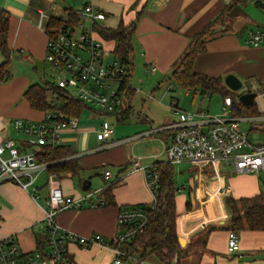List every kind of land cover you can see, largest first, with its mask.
I'll use <instances>...</instances> for the list:
<instances>
[{
    "label": "crops",
    "instance_id": "0c3cea01",
    "mask_svg": "<svg viewBox=\"0 0 264 264\" xmlns=\"http://www.w3.org/2000/svg\"><path fill=\"white\" fill-rule=\"evenodd\" d=\"M89 1L106 13L102 23L107 26H115L120 18L127 22L134 19L137 10L144 4L132 35L133 67L137 64L140 69L151 75L161 74L165 80L169 79L173 83L169 86L171 88H175L177 84L167 75L173 62L188 44L189 36L215 18L227 4L235 2L237 4L235 13L229 16L225 23L216 21L214 26L216 32L206 42V52L197 57L193 66L196 71L217 75L222 79L226 74L233 73L240 78H246L253 86L254 84L261 86V83H264V44L253 47L246 42L249 30L264 27V16L248 15L246 12L248 0H0V10L5 11L9 19L6 41L12 51L11 59L13 56L26 58L35 64L33 69L38 71L37 65L46 49V35L38 27L39 22L46 26L51 18L61 16L70 9H77ZM104 44L105 46L110 44L111 47H108L110 49L113 47L110 41H104ZM4 60L5 57L0 51V64ZM11 65L9 60L10 72ZM149 65H154L156 70L148 71ZM44 70L43 68L42 75ZM21 77L18 80L16 73L11 72L8 80L0 81V140L5 136H12L18 149L27 151L38 147L21 145V136L16 134L11 120L16 117L41 119L45 110L34 109L29 105L23 92L35 81L33 82L29 76ZM162 82L158 80L154 90L165 96L168 93L163 90ZM165 87L164 89L170 90L168 86ZM176 87L183 89L178 85ZM152 93L154 96V91ZM169 97L171 104L173 96ZM154 99L156 102L161 100L155 97ZM175 101L177 106L181 107L178 99ZM109 116L93 107L84 108L80 112L77 128L65 129L60 143L70 147L81 169L77 175L67 173L53 178L65 194L74 198L81 197L87 190H94L116 181L112 188L114 205H83L65 209L57 215V222L62 228L82 235L98 232L104 238H110L116 233L120 206L153 201L143 171L132 170L131 166L136 159L142 165L166 161L164 143L169 141L171 131L161 129V126L177 118L175 115L173 120L154 125L152 120L148 123L138 115H132L124 122L115 121L113 124L115 132L101 143L97 137V130ZM154 141L161 145L157 152L145 147V142L150 144ZM123 165H126V168L121 169ZM111 166L118 167L117 172L111 170ZM174 166L175 180L180 186V191L175 196L179 243L190 242L197 233L205 231L210 225L224 224L230 215L224 202L226 196H251L260 191L255 174L234 172L241 177L252 178L254 183H247L248 180H245L246 182L237 185L232 184L234 182L221 173L226 169L221 163L195 165L182 162ZM208 166L213 175L208 174ZM216 167L219 168L218 171L215 170ZM94 169L96 171H92ZM104 169L111 172L107 179L103 176ZM49 174L46 170L36 179V198L33 196L32 188L25 189L11 181L0 180V237L14 233L22 251L37 249L38 241L42 246L44 244L46 234L41 220L43 216L41 205H44L50 185L53 184L49 182ZM92 174L98 177L93 180ZM85 178L91 183L89 188L82 189L81 184ZM93 182L97 185L93 186ZM188 193L191 199L190 209L185 207ZM252 232L255 231L245 229L238 233L241 256L245 254L242 253L244 242ZM206 240L207 248L202 253L209 254L211 264L214 262L225 264L217 261L213 246L214 240H222L226 245L227 229L219 227L209 230ZM68 251L73 259L72 264H114L112 252L99 244L83 246L71 242L68 244ZM150 256L156 258L149 255L146 259ZM156 262H159L157 258ZM123 263L122 261L120 264Z\"/></svg>",
    "mask_w": 264,
    "mask_h": 264
},
{
    "label": "built area",
    "instance_id": "2783aa9c",
    "mask_svg": "<svg viewBox=\"0 0 264 264\" xmlns=\"http://www.w3.org/2000/svg\"><path fill=\"white\" fill-rule=\"evenodd\" d=\"M251 1L264 11V0ZM74 13L77 14L74 18L69 16L68 11L63 13L60 24H38L46 35L45 60L60 69V74L54 81L58 89L63 90L68 97L82 100L90 106L96 105L106 115L120 114L124 96L121 74L125 72V67L113 56L111 49L105 46L97 32L96 26L102 24L105 14L90 1L74 9ZM246 42L253 47L264 44V27L249 30ZM109 58L111 59L106 61ZM147 70L154 72L156 67L149 65ZM58 89L50 91L48 98L55 101ZM135 89L139 91V88ZM146 96L153 98V93L147 91ZM231 105V97L225 96L222 98L220 112L210 114L207 107L186 110L178 107L175 100L172 101L171 106L177 118L161 126V129L171 131L169 141L164 143L166 161L172 165L182 162L195 165L221 163L228 171L257 175L264 171V141H249L250 131L264 129V111L253 115H237L232 112ZM11 123L16 134L21 136V145H36L38 148L20 151L14 137L1 138L0 180L11 181L25 189L32 188L36 198L35 181L48 166L39 151L45 145H61L63 131L77 128L78 116L51 108L45 110L41 119L16 117ZM114 132L115 126L105 119L98 127L97 137L104 143ZM131 168L143 171L146 186L154 200L160 177L157 167L153 164L142 165L136 159ZM215 170L218 171L219 168L216 167ZM110 175L109 169L103 170L106 179ZM53 178L55 175L50 173L48 179L53 184L50 185L44 205H41V220L46 234L42 248L22 251L14 233L0 237V264H64L69 253L68 244L71 242L83 246L99 244L108 248L113 254L114 264H120L124 259L135 260L137 264H177V256L170 263H153L146 258H134L123 247L147 224L150 209L143 205L120 206L117 231L110 238H104L98 232L82 235L62 228L57 222L59 212L83 205L101 206L102 189L109 183L87 190L81 197L74 198L65 194ZM260 191L264 193V177L260 179ZM226 249L230 254L241 256L239 234L235 230L227 232Z\"/></svg>",
    "mask_w": 264,
    "mask_h": 264
},
{
    "label": "trees",
    "instance_id": "16d2710c",
    "mask_svg": "<svg viewBox=\"0 0 264 264\" xmlns=\"http://www.w3.org/2000/svg\"><path fill=\"white\" fill-rule=\"evenodd\" d=\"M136 5V4H135ZM144 5V4H143ZM141 6L130 21H124L120 18L115 26H107L103 23L97 25V32L106 42H112L111 48L114 57L118 58L125 67V72L121 74V90L124 92L122 111L120 114L110 115L116 122H124L135 113L132 100L137 92L131 83V75L133 67V46L132 35L136 26V21L140 16L144 6ZM237 4L235 2L227 4L224 9L212 20L204 24L201 29L189 36V42L180 56L173 62L167 77L174 80L175 83L183 89L198 91L202 96H211L214 93L230 96L232 99L231 110L237 115L258 114V106L255 102L244 105L239 101L241 92L229 89L220 76L208 75L194 68V62L197 57L206 52V42L211 39L214 34L213 24L221 17L232 16L236 11ZM232 10V12H231ZM70 17L77 16L74 9L68 10ZM106 16V13H104ZM69 17V18H70ZM62 19L60 16L51 18L49 24H60ZM9 27L8 15L5 11L0 10V51L5 57L4 62L0 64V81L8 80L11 77L9 70V59L11 57V49L6 41V34ZM264 88V83H261ZM58 87L54 80L44 79L43 83H32L24 90L23 96L29 105L38 110H47L58 108L69 115L79 116L84 108H91L90 105L79 99H72L58 89V97L55 101L48 98V93L57 90ZM251 91L250 89H248ZM264 91V90H263ZM106 115V114H105ZM166 136L167 133H161ZM39 155L48 162L47 172L59 177L70 173L77 175L80 171L79 164L74 152L69 146L57 145L42 146ZM159 172V186L156 197L151 203H135L143 205L150 209L149 218L144 229L134 236L130 241L124 244V248L134 258H146L154 255L160 262L170 263L174 256H177V264L181 255H187V247L180 246L177 234V212L175 205V196L180 191L179 184L175 180V166L167 161L154 162ZM126 168V165L120 167ZM118 181V180H117ZM116 183H109L102 189L104 205H114L112 188ZM225 206L230 213L224 224L210 225L205 231L197 233L193 240L190 241L194 249L192 252L201 253L207 248L206 235L211 229L224 227L229 230L239 231L248 229L250 231H264V193L259 191L251 196H226L224 198ZM128 205V204H127ZM186 209L191 208V199L188 193L185 202ZM38 241L37 249L42 248V243ZM71 255L67 254V261L64 264H72ZM62 264V263H61ZM217 264V263H213Z\"/></svg>",
    "mask_w": 264,
    "mask_h": 264
},
{
    "label": "rangeland",
    "instance_id": "374dc122",
    "mask_svg": "<svg viewBox=\"0 0 264 264\" xmlns=\"http://www.w3.org/2000/svg\"><path fill=\"white\" fill-rule=\"evenodd\" d=\"M237 7V6H236ZM247 9L246 12L248 15L252 17H256L257 15L264 16V11L257 5L253 4L251 0H248V4L246 5ZM228 18L226 16H221L217 22H224ZM216 23V22H215ZM215 23L213 26H215ZM225 23V22H224ZM106 47H111L110 44H107ZM45 55V53H44ZM44 55H42L40 63L37 65L38 71L34 70V63H32L30 60L26 58H16V57H10L9 60H11V72L18 76V80H20L21 76H29L31 80L35 83L40 82L43 83L44 79L48 80H55L57 76L60 74V69L52 66L49 64L46 60ZM111 58L107 59L106 61L110 60ZM47 62V64H46ZM44 70V74L42 75ZM41 78H40V76ZM39 76V77H38ZM161 74L154 75L147 73L145 70L140 69L137 64H135V67L132 69V75H131V83L134 85V87L139 88V91L136 92V95L134 96L132 103L134 106L135 113L138 114V117H140L145 122L150 123L151 120L154 121V125H158L162 122H166L168 120L175 119V115L173 112V108L170 104V95L173 96L172 101L175 99H178L180 106L183 109L186 110H195L196 108L202 107V108H208L210 114H215L220 112L221 108V102H222V95L218 93H214L211 96L209 95H201L198 91L194 90H184L180 89L176 86L175 88L169 87L170 85H173V83L170 82L169 79L163 78ZM240 78V77H239ZM162 79V80H161ZM243 82L242 88L238 91H246L250 89L253 92H256L255 97V103L258 105L259 111H262L264 109V88L262 86H253V84H249L248 80L246 78L241 77L240 78ZM163 81V90L168 93L165 96L159 95L158 92H155V84L157 81ZM18 82V81H17ZM165 86H168L170 90L164 89ZM153 90L154 96L153 98H149L146 96L147 91ZM152 91V92H153ZM168 91V92H167ZM186 91V92H185ZM188 94V95H185ZM154 97L156 99H161L159 102H156ZM171 101V102H172ZM94 109L98 110V106L91 105ZM106 120H108L110 123L114 124L116 123L114 118L109 116L106 117ZM132 120V119H131ZM248 128V126H245ZM249 141L251 142H263L264 141V129H257L252 130L249 132ZM149 143L145 142V147H148V149H154L156 152L160 150L161 145L158 141H154L153 143H150L149 146H147ZM143 145V144H142ZM37 147L36 145H34ZM142 147L141 145H138ZM144 149V148H143ZM145 150V149H144ZM111 170L114 172H117L118 167H112ZM207 172H209V175H213V171L210 169V166H208ZM92 171H96L95 169ZM99 172V170H97ZM95 172H93L94 174ZM223 175H225L228 180H231V182H234L232 184H240L243 182H246L245 180H248L247 183L253 184L254 180L250 177H241L238 174H235L232 171H228L227 169H224L221 171ZM91 175L93 180L96 178L97 175ZM252 174L247 173L246 175ZM254 174V173H253ZM259 186H260V179L264 177V171H262L259 175L255 174ZM98 177V176H97ZM96 180V179H95ZM251 180V181H250ZM253 180V181H252ZM95 182H93V186H96ZM235 190V189H234ZM230 216V215H229ZM190 242H183L180 243V246L188 249L187 255H181L179 259V264H211L212 261L209 260L210 256L209 254L201 253L200 251H196L195 253L192 252L194 249L193 245ZM214 252L217 254V261H221L225 264H241L242 262L248 263V264H264V231H255L251 233V236L246 238L244 242V248H242L243 254L240 258L237 255H233L232 253H228L226 249V245L223 243L222 240H214V246H213ZM175 257V256H174ZM148 262L156 263V258L153 256H150L148 259ZM123 264H137L135 260L131 259H124ZM160 262V260H159Z\"/></svg>",
    "mask_w": 264,
    "mask_h": 264
},
{
    "label": "water",
    "instance_id": "95a60500",
    "mask_svg": "<svg viewBox=\"0 0 264 264\" xmlns=\"http://www.w3.org/2000/svg\"><path fill=\"white\" fill-rule=\"evenodd\" d=\"M223 82L229 89L233 91H239L243 86L242 80L233 73L226 74L223 78ZM256 95H257L256 92L253 91H249V90L241 91L238 99L242 104L249 105L255 101ZM90 183L91 181L88 178H85L82 181L81 188L82 189L89 188Z\"/></svg>",
    "mask_w": 264,
    "mask_h": 264
}]
</instances>
